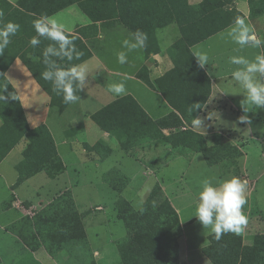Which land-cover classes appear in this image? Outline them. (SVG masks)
<instances>
[{"label":"crops","instance_id":"obj_1","mask_svg":"<svg viewBox=\"0 0 264 264\" xmlns=\"http://www.w3.org/2000/svg\"><path fill=\"white\" fill-rule=\"evenodd\" d=\"M7 1L18 7L17 2L19 0ZM59 1L62 0H23L25 8L19 7V9L25 12L26 15L20 13L13 16L12 22L20 25V30L13 36V39L29 41L33 37V35L30 37V35L34 34L33 21L36 18L41 16L55 18L65 25L68 34L79 37L85 48L78 46L77 49L83 53L89 52L86 58L76 64L86 66L90 76L86 77L88 83L80 90V100L72 103L70 108L65 109L62 114H59L57 108L50 105L49 96L33 77L35 85L41 89L45 96L36 90L37 88H35L32 82L19 77V73H14V77L18 79L19 87L24 92V97H22L18 87L9 79L7 74L11 66L14 65L16 60L20 59L15 58L4 72L5 77L18 95L27 123L28 113L23 99L34 108H37V110L33 109L29 111V116L32 117V120L41 112L40 105L43 104L45 106L48 117H44L43 121H40L41 123L39 124L33 126H29L28 124V126L30 128H34L40 124L46 126L54 142L57 155L65 168L54 177L48 176L44 171H39L15 187H12L17 179L15 166L22 160V156L13 165L15 174L10 179L6 177L4 167L1 164L9 153L18 146L20 140L25 139V144L21 148L22 155V151L28 142L25 136L0 159V264H5L2 255V251L4 250L23 252L30 255L29 261L23 264L56 263L55 259L51 257L44 247H38L32 251L14 232L6 230L5 227L19 221L22 216H25L23 211L16 206L18 202H22L27 207L40 210L66 190L71 193L77 210L82 214V222L86 231V243L84 245L89 246L94 263L122 264L117 251L116 241L111 236L112 228L110 227L111 223L115 224L119 220L114 208V201L118 193L114 191L113 206L110 208L100 199L88 198V192L81 191L80 188L107 183L103 180V176L111 168H117L121 172L122 167L120 166H126L128 163L139 162V166H146L143 162L134 158L136 155H145L148 158L146 162L150 166L148 168L150 173L148 174L144 170L139 171L138 174L132 173L131 175H127V185L120 193L137 209L143 203L151 187L156 182L159 183L157 180H150V177L155 176L152 166L157 164L167 165L174 159L182 158L187 163V167L182 173V178H186L197 155L200 154L202 158L203 156L200 152L186 151L180 153L176 150H171L161 140L146 136L130 138L129 149L125 151L114 136L101 131L97 126L98 130L96 131V129L88 124L87 120L90 119V115L95 111L115 99L126 95L132 96L152 119H158L167 115L172 110V107L158 91L147 86L135 74L141 69L146 68L149 77L154 79L170 69L172 61L168 50L174 40L178 38L179 32L175 23H167V0H84V8L77 2H74L54 13L41 14ZM194 1L198 2L199 0H190L189 2L193 3ZM228 7L240 11L257 35L264 37V14L251 18L249 16L247 0H231ZM228 27L192 45L190 47L192 53L193 50L206 51L210 58L209 63H211L218 56V52L222 53L225 50V47H221L220 45L225 43L226 38L223 34ZM136 30L147 33V45L142 49L128 51L123 47V43ZM215 46H219V49ZM227 49L228 47H226ZM120 51L127 52L128 59L124 64L117 61V53ZM216 67L217 65L212 68L206 64L203 68L211 82L210 95L196 115L203 122L202 128L204 129V134L201 129L194 127L193 123L191 124V128L194 131L206 136L210 142L217 140V138L220 139V134L231 129L229 125H224L223 118L221 117L228 105H230L233 111H238L236 108H232L231 99H229L231 96L227 97L225 93V89L227 88L221 83L225 77H231V73L226 75L218 74ZM118 82H123L126 87V91L121 95H115L108 90L110 84ZM84 94L87 95V99L85 100H83ZM209 115L212 116L211 119L208 118ZM249 115L254 125L251 123L246 124V126L252 130L259 131L260 125H264V109L250 111ZM256 123H258L257 126L255 125ZM163 131L165 133L168 132L167 129H163ZM90 133L92 134L91 137ZM263 133L264 131L261 133V136ZM98 142L99 144L93 150L84 147V144L91 146ZM239 149L244 154L243 148L239 147ZM74 153L82 155V159L68 164L66 156ZM117 153H119L120 159L114 158V155ZM133 154L135 155L132 156ZM204 163L206 164L205 160ZM69 166H72V172L76 174L75 177L69 173ZM206 166L208 165L206 164ZM209 167L217 172L216 177L219 181H222L226 175H229H221L219 170L214 168L216 166ZM239 170L241 173H247L248 167L239 166ZM41 172H44L46 180H43L42 176L40 184L30 185L29 181L38 177ZM159 184L164 195L176 210L182 228L181 236L178 238L179 261L177 264H212L201 253V248L208 241L201 244L196 250L193 248L192 243L187 244L189 236L183 233L184 222L180 217V210L175 207L168 197L166 187L162 183ZM43 186H46L44 193L38 192V188ZM26 188L30 189L29 192H25ZM126 189L127 192H125ZM9 195H12L10 203L5 204V198ZM136 199L139 202L137 207L133 205ZM245 215L247 216V214ZM194 219L195 217H188L186 223H190ZM92 226L96 227L90 231ZM102 226L108 228L109 238L105 239V241L102 238ZM243 233L244 231L241 233L242 236ZM207 235H205L206 238ZM196 251L201 255L198 256L195 253Z\"/></svg>","mask_w":264,"mask_h":264},{"label":"trees","instance_id":"obj_2","mask_svg":"<svg viewBox=\"0 0 264 264\" xmlns=\"http://www.w3.org/2000/svg\"><path fill=\"white\" fill-rule=\"evenodd\" d=\"M83 1L62 0L41 14L54 13L74 2L84 8ZM189 1L167 0V23H175L180 33L168 50L172 67L154 79L149 77L146 68L135 74L147 86L158 91L172 110L161 118L152 119L132 96L126 95L95 111L90 115V119L101 131L114 136L125 151L129 149L130 138L146 136L159 139L171 150L180 153L200 152L208 166L223 162L237 174L239 168L236 158L242 154L239 147L230 143L214 144L191 128L192 120L201 108L192 109L191 112L190 109L195 104L203 106L210 95L211 82L205 70L197 65L190 47L232 25L237 17L243 15L240 11L228 7L231 0H199L197 3ZM247 1L251 18L264 14V0ZM17 4L18 7L7 0H0V26L12 22L15 14L26 15L19 9L25 8L23 0H19ZM32 35H37L35 30L30 37ZM40 39L41 44L33 48L29 41L13 39L12 36L11 43L3 55H0V88L5 86L0 91L5 96L10 94L15 97L9 98L7 102L0 101V159L23 136L28 139L22 151V160L15 166L17 179L12 187L39 171L54 177L65 168L46 126H28L18 95L4 75L11 62L18 58L49 96L50 105L56 107L59 114L70 108L72 103H64L62 95L52 91L51 82L41 77L45 69L42 52L52 42L43 37ZM75 45L77 48L84 47L79 37ZM261 54H264V49H261ZM88 55L89 52L86 51L79 60H57V63L61 67H69ZM77 95L80 96V91ZM163 129L168 132L165 133ZM98 144L99 142L91 146L84 144V147L93 150ZM103 178L118 193L114 208L117 218L126 228L125 236L116 242L121 263L177 264L181 224L176 210L164 195L160 184L156 182L151 187L140 206L144 209L141 213L139 208H134L131 202L120 194L127 185V176L117 168H111ZM11 197L12 195L8 196L5 204L10 203ZM5 229L14 232L32 251L43 246L52 254L60 244L86 240L82 214L77 210L68 190L35 212L31 218L22 216L19 221L6 226ZM207 240V244L201 248V253L212 264H264V234H256L250 242H245L241 234L229 232L222 235L220 240H216L214 234L210 233Z\"/></svg>","mask_w":264,"mask_h":264},{"label":"rangeland","instance_id":"obj_3","mask_svg":"<svg viewBox=\"0 0 264 264\" xmlns=\"http://www.w3.org/2000/svg\"><path fill=\"white\" fill-rule=\"evenodd\" d=\"M193 3L197 2L194 1ZM220 46H224L225 50H223L222 53L218 52V56L213 61H211V63H208V65H210L212 68L217 65L216 71L218 74L226 75L228 73H232V71L237 67L236 65L230 63V58L232 56L243 55L249 59H253L257 54H260V49L245 47L242 50H238L239 45L232 43L228 39H225V43ZM215 47L219 49V46ZM226 47H228L227 50ZM14 73H19V77L32 82L34 85L35 81L21 61L16 60L14 65L11 66L7 76L18 87L22 97H24V92L19 87L18 79L14 77ZM221 83H223L225 88H227L225 89L227 97L231 96L229 99H231V105L233 106L232 108H236L238 111H233L230 108V105H228V107L223 111V115H221L224 121L223 123L224 125H229L231 129L229 131L223 132V134H220V139L217 138V140L213 141V143H230L237 147H242L244 154H241V156L237 157L236 160L238 168L239 166H247L248 172L241 173L240 170H238V173L235 174L232 171V167L227 168L223 162L212 166H216L214 168L219 170L221 175L229 174L226 175L223 180L231 176H238L243 180H247V186L249 187L246 189L247 203L243 206L242 211L245 212L244 214H247L248 223L244 228L243 236L245 242H250L252 237H254L256 234H264V133L261 136V133L264 131V125L261 124L260 128L258 129L259 131H255V129H250L248 126H246V124L240 123L238 117L240 116L239 113H241V115L244 114L242 111V104L245 103V93L243 89L232 80L231 77H225ZM35 88H37L36 90H38L40 94H44L41 89L37 87V85H35ZM43 96H45V94ZM85 99H87L86 94L83 95V100ZM23 103L28 113L29 126L39 124L41 123L40 121H43L44 117H48L45 106L41 104V112H39L32 120V117L29 116V111H32L33 109L37 110V108H34L25 99H23ZM247 115L249 116L250 120H252L249 113H247ZM87 122L91 127L96 129V131L98 130L96 125L90 119L87 120ZM251 123L254 125L252 121ZM255 125L257 126L258 123ZM91 135L92 134L90 133V137ZM24 144L25 139H21L18 146L9 153V155L1 164V166L4 167V173L8 179L13 177L15 174L13 165L21 158V148L24 146ZM118 154L119 153L114 155L115 159H120V155ZM134 155L135 154L132 156ZM134 158H137L146 166H139V162L128 163L126 166H120L122 167L121 173L127 176L131 175L132 173L138 174L139 171L141 172L145 170L149 174L150 172L148 168L150 166H148V163L146 162L148 158L145 155H136ZM81 159L82 155L77 153L66 156V162L68 164H71V162L74 163L75 161H79ZM186 167L187 163L182 158L174 159L167 165L157 164L152 166V170L155 171V176L150 177V180H157L159 183H162L164 187H166V193L168 197L171 199L175 207L179 208L180 210V217L184 222L183 233L184 235L189 236L187 244L192 243L193 248L196 250L201 244L208 241L205 235L211 233V229L203 228L202 224L194 215L195 208L198 203V194L201 190L202 182L204 180H212L214 184L218 183L219 180L216 177L217 172L214 171L213 168L206 166L200 154H198L194 159L192 167L189 169L186 178H182V173L185 171ZM69 173L73 177L76 175L74 172H72V166H69ZM42 176L43 180H46L44 172H41L38 177H35L29 181L30 185H36L37 183L40 184V179ZM103 180L105 181L104 178ZM107 183H104L103 185L86 186L80 189L81 191L84 190L86 193L88 192V198L97 200L100 199L111 208L113 206L112 199L115 192ZM45 187L46 186L39 187L38 192L44 193ZM29 190V188H26L25 192H29ZM125 192H127V189ZM180 194L181 196H179ZM5 199L7 202L8 196H6ZM138 204V199L134 200L133 205L137 207ZM34 210L35 212L38 211L36 209ZM188 217H195V219L190 223H186ZM96 226L98 227V225ZM96 226H92L90 231ZM110 227L112 228L111 236L116 242L125 236L126 228L120 220L116 221L115 224L111 223ZM107 230L108 228L106 226H102V238L104 241L105 239L109 238ZM84 243H86V240L75 241L68 244L63 243L55 249L53 254H49L51 257H53V259H55V264H93L94 260L89 246H85ZM195 253L198 256L201 255L198 251ZM2 255L5 264H13V262H15V264H23L27 263L30 259V255L23 252L19 253L17 251L12 252L4 250L2 251Z\"/></svg>","mask_w":264,"mask_h":264},{"label":"clouds","instance_id":"obj_4","mask_svg":"<svg viewBox=\"0 0 264 264\" xmlns=\"http://www.w3.org/2000/svg\"><path fill=\"white\" fill-rule=\"evenodd\" d=\"M2 15V13H0ZM33 27L37 33L29 40L31 47L36 48L41 44V37L51 41L43 52L44 71L42 79L50 81L52 91L62 95L66 104L76 103L80 100L77 92L82 90L88 83L89 71L83 64H71L69 67H61L57 60L71 62L79 60L83 52L77 49L75 35H69L64 24L57 19L41 16L33 21ZM20 30V25L15 22H7L0 26V55L11 43V37ZM226 39L239 45L238 50L245 47L264 49V37L257 35L253 28L246 22L244 17H237L223 34ZM148 40L147 33L136 30L126 39L123 47L128 51L142 49ZM193 57L200 68L209 63V55L203 50H193ZM55 58V59H52ZM127 52L117 53V61L121 64L127 62ZM230 63L237 67L232 71L231 78L244 91L245 103L242 104L244 114L238 117L240 123L250 124L251 120L247 113L256 109H264V54H257L253 59L243 55H236L230 58ZM5 87V86H4ZM0 88V89H4ZM115 95H121L126 91L123 82L113 83L108 89ZM14 96H5L0 91V101L7 102ZM201 104H195L192 109L201 108ZM209 119L212 116L209 115ZM193 126L202 130V120L199 117L193 118ZM247 180L238 176H231L214 184L212 180H204L198 194V203L195 208V217L202 224L203 228H210L214 238L220 240L226 233L241 234L248 223V217L242 211L247 203L246 198ZM143 213V207H139Z\"/></svg>","mask_w":264,"mask_h":264},{"label":"built area","instance_id":"obj_5","mask_svg":"<svg viewBox=\"0 0 264 264\" xmlns=\"http://www.w3.org/2000/svg\"><path fill=\"white\" fill-rule=\"evenodd\" d=\"M16 206L23 211L24 215L32 217L35 214V210L33 207H27L22 202H18Z\"/></svg>","mask_w":264,"mask_h":264}]
</instances>
